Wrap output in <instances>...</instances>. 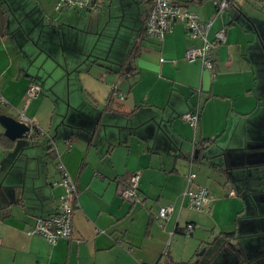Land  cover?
I'll list each match as a JSON object with an SVG mask.
<instances>
[{"label":"crops","instance_id":"0c3cea01","mask_svg":"<svg viewBox=\"0 0 264 264\" xmlns=\"http://www.w3.org/2000/svg\"><path fill=\"white\" fill-rule=\"evenodd\" d=\"M176 1L212 21L208 39L224 30L211 70L186 59L200 42L183 22L161 41L145 37L117 68L116 37L108 48L97 8L0 0V93L8 102L0 114L39 131L17 151V142L0 147V264H264V0H232L219 15V0ZM135 40L133 32L127 55ZM31 84L40 92L27 99ZM196 108L194 130L182 116ZM57 161L77 198L72 238L50 245L27 232L56 212ZM190 172L208 191L202 211L182 198ZM132 174L137 201L120 196ZM164 206L172 212L157 219Z\"/></svg>","mask_w":264,"mask_h":264},{"label":"built area","instance_id":"2783aa9c","mask_svg":"<svg viewBox=\"0 0 264 264\" xmlns=\"http://www.w3.org/2000/svg\"><path fill=\"white\" fill-rule=\"evenodd\" d=\"M149 5L148 13L144 20L145 36L150 39L161 41L164 36L171 32L172 24L183 22L186 26L189 37L198 40L200 45L186 51L185 57L188 61L197 60L205 70H211L212 60L211 51L220 43L224 42V30L217 31L213 39H208V32L212 21H202L196 13L190 11L185 5L176 0H144ZM232 0H219L215 3L216 14L219 15L225 11ZM95 4L93 0H55L57 10L72 9L78 12L93 10ZM40 92L37 84H31L26 90L27 99L36 97ZM122 99V97H120ZM8 106V102L0 93V109ZM192 129H196L199 121V111L196 108L192 112L185 113L182 116ZM21 121L22 118H21ZM24 122V121H23ZM25 123V122H24ZM193 155L190 156L192 161ZM59 179L56 186L62 188V193L57 199L56 212L47 218H38L34 225L28 230L27 234L31 236H40L50 245L59 241H67L72 238V219L77 198V186L75 180L70 176L66 168L60 161L56 164ZM196 175L190 172L187 176L186 189L182 198L186 201V206L190 210L202 211L208 208L210 198L205 187L194 186ZM139 175L132 174L126 185L120 191V196L124 200L137 201L138 198ZM172 212L171 206L159 208L156 218L165 220ZM192 226L188 225L184 231L185 235H190ZM163 255L164 252H163ZM154 264H166L162 259H158Z\"/></svg>","mask_w":264,"mask_h":264},{"label":"rangeland","instance_id":"374dc122","mask_svg":"<svg viewBox=\"0 0 264 264\" xmlns=\"http://www.w3.org/2000/svg\"><path fill=\"white\" fill-rule=\"evenodd\" d=\"M148 10V3H143L142 0H100L98 10L94 14L97 16L96 20L100 27V33L103 34L104 37L102 40H106V44L108 43L110 45L114 37H116V43L112 55L116 56V61L120 59V64H118L117 68H122L124 65V61H126L125 59L127 57V47L130 43L133 32H135L137 37L138 32L142 27L143 19L146 17ZM108 44L107 47L109 48L110 46ZM107 52L108 50L106 48V50H104V57H107ZM129 67L130 62L127 64L125 71H127ZM61 82L58 81L56 86H61ZM22 140H25V138L16 140V151L21 146ZM34 148L35 150L38 148L41 149V147ZM28 151L29 149H27V152ZM3 172L4 170L0 169V183L3 180ZM221 243L222 239L220 238L216 241L214 246L220 247ZM202 250L203 249L199 251V255L203 258L206 257L209 252H205L206 254H204Z\"/></svg>","mask_w":264,"mask_h":264},{"label":"trees","instance_id":"16d2710c","mask_svg":"<svg viewBox=\"0 0 264 264\" xmlns=\"http://www.w3.org/2000/svg\"><path fill=\"white\" fill-rule=\"evenodd\" d=\"M93 2H94V4H95V9L97 8L98 9V6H99V4H100V0H93ZM146 36H145V32H144V29L143 30H141L139 33H138V35H137V37H136V40H135V42L133 43V46H132V48H131V50H130V52L128 53V55H127V60L128 61H130V60H133L135 57H136V54H137V52H138V48H139V43L145 38ZM147 38V37H146ZM39 86V85H38ZM40 87V86H39ZM112 95L108 98V100H107V105L110 103V102H112ZM0 113H1V111H0ZM29 128H30V131H31V133L30 134H28L29 135V138L31 139V140H36V139H38L39 138V131H38V129L35 127V126H29ZM15 142L16 141H11V140H9V139H7L4 135H1L0 136V147H2L5 151H7V150H10V149H12L13 147H14V145H15ZM198 158H199V153L197 154V156H196V154L195 155H193V157H192V162H194V161H197L198 160ZM3 195H4V190H0V201H2L1 200V198L3 197ZM0 204H1V202H0ZM2 205V204H1ZM223 235V238H224V240L226 241V238H235V236H236V229H235V231H233V232H229V233H224V234H222ZM68 241V240H67Z\"/></svg>","mask_w":264,"mask_h":264},{"label":"water","instance_id":"95a60500","mask_svg":"<svg viewBox=\"0 0 264 264\" xmlns=\"http://www.w3.org/2000/svg\"><path fill=\"white\" fill-rule=\"evenodd\" d=\"M0 125L4 129L3 135L11 141L26 138L30 133L26 123L5 114H0Z\"/></svg>","mask_w":264,"mask_h":264}]
</instances>
